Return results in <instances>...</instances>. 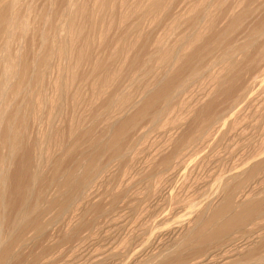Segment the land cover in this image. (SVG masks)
Instances as JSON below:
<instances>
[{"label":"rangeland","instance_id":"obj_1","mask_svg":"<svg viewBox=\"0 0 264 264\" xmlns=\"http://www.w3.org/2000/svg\"><path fill=\"white\" fill-rule=\"evenodd\" d=\"M1 1L2 0H0V3H1ZM8 1L9 0L4 1V2H2L0 4L1 11L5 10V7H2V4H3V6L5 5L6 8H8L10 6V4H9V6L6 5V4L10 3V1L9 2ZM74 1H77V3H79V6L76 5L77 7L73 8V6L71 4H73ZM150 1L151 0H109V1L108 0H21L19 2L20 6H17V8L19 9V10H17V11H19V14H17L18 12H15V14H12V11L10 10L11 6L9 7L8 10L6 9L7 10L6 13H5L6 10L3 11V12L0 11L2 14H7V16L9 18L13 16L12 17L13 20L17 21V22H15V25L13 26V29H15L16 36H17L16 39L18 40V41L16 40L17 42L15 41V43L12 45V49L14 50V52H17V51H19L21 49V51H19V52H23L25 55H27L25 57L29 58L30 59V60L28 59L29 61H32V59H34L35 56H37L39 51H43L42 49H44V48H42V47H44V45H43L44 37H47L48 34H49V36H48L49 39L51 38V40H49V41L53 45V49H55L57 47L56 48L57 50H55V51L53 50V52H52L54 55L52 54V57H51L52 59L50 58V60H51L50 63L48 62V64H50V66L49 67L47 66L48 69L46 70V72L43 73L45 76L41 75L40 80L37 83L33 82L34 84L32 83L31 87L29 86L31 89L28 88L29 89L28 92H30L32 94V95L30 94V97H29L30 99L32 97V101L28 102L29 99L27 97H25L23 99L24 101H25V99H27L26 100L27 102H25V103L26 104L28 103L27 105L29 107L34 105L33 107H35V108H31L30 109L28 107V109L26 111L23 110L26 113L31 110L30 113H28L29 116L25 115L26 113L23 114L24 112H22V114H21L22 116L24 115V117L28 116V117L25 118V120H26L25 121L26 128L24 127V131H23V140H24L23 143L24 144H23L22 147L24 149L22 148L21 149L22 153L20 152L19 155L17 156L18 158L16 157L18 161L15 160V163H14L13 162L14 160H12V162L15 164V167H11L12 172H10L11 170L9 172L12 175L8 174L9 175L8 179H9V177H11V178L9 180L7 179V181H6V182L9 181L11 183L10 185L14 186V184H13L14 176L16 174H18V172H21L22 167H20V166L24 162H28V160H29L32 163L31 167L33 169L30 168V170H31L30 174L28 176H26V178L24 177L25 181L27 182L28 179L30 180L32 172L34 170H38V165H39V162L41 161L42 165H41L40 168H42V167L43 168L40 169V171H38V172L41 174V177H43L44 175L45 176L43 178L40 177V181L44 182V183L41 182L40 185L44 184L45 186L43 185V186H41L42 187L41 188L39 186V184H38L40 181H37L38 183L35 182L36 183L35 184V183H33L34 181L31 180V182H30L28 180V183L29 182L31 183V184H29V188H31V187L33 188V189L31 188V190L29 189L31 192L32 191L34 192L33 193V197L38 195L41 192V190H43L42 191L43 195L45 196V194H46V196H47V198L46 197H44V198L49 199V200H47V203L49 201H52L51 198H53V200H55L57 198L56 200L60 201V202L65 199V195L59 192L60 191V189H59L60 186L59 185L61 184V182L63 183L64 180L61 177H59V178H57V180H55L53 182L54 183L58 182V179H59L60 182L55 183V184L51 182V179H52L51 177H53L52 173L55 174V169H54L55 167L54 166L57 164L56 163L57 160L60 161L59 162L60 164L59 163L58 164L63 167L62 170L58 171L59 174L64 172L65 170H69V168H70V170H72L73 168H75L74 166H76L77 163H79L81 161H84L85 157H87V154H89L90 150H88V149H90V146H88V145H91L92 141H94L96 139H99V138H101V137L106 135V133H104V131L108 132V130H107L108 126H109V128H111V126L113 125V121L112 120H114V118L116 119V118L119 117V121H120L121 119H123V117L125 116L126 112H127L126 113L127 115L125 116L126 118H127V116L129 114L130 115L128 117L134 116L135 115L134 113H135L136 109H134L133 104H137V105L141 104L142 101H143L142 99L146 98L145 96H146V94L148 92L150 93L151 90H154V89L158 88V86L162 85V84L161 85H159V84H160V81L164 77H165L164 79L166 81H168V80L176 79L177 76H178L179 82H182V86H181V88H179L180 92H179V89L174 91V93L171 95V98H173V99L170 98V103H169V105L167 104L168 106H164L162 104H158L157 107H158L159 110H161V113L163 114V115L162 114L159 115V120H158V118H157V120L154 119L155 117L152 116V115H154L153 112H151L152 115H151V113L148 114L151 117L147 115L149 118L146 116L145 120H144V118L139 119V120L144 121V122H142V121L138 122V123L141 124V125L139 124L140 130H139L138 125H137L136 126L137 129H134L132 132H130L132 135H130V136L128 135L129 137H127L128 139H126V140L129 141V143H128V141H126L125 143H127V144H125L126 146L124 145V151L125 150L128 151V153L126 155L128 157L125 156L126 157L125 158L126 162H124L125 161L124 159H123L124 161L122 160L123 162L120 159V160H118V162L115 161V163L117 162L116 165H115V163H111L109 165L111 167L110 168L111 170L108 171V169H107V172H106V174H108V176H105L103 181L99 185V187L96 188V191H97L98 194L94 190V193H95L94 196L95 197H93V195H92V197H89V199L92 198V200L88 201V199H87V202L83 205V208H81L79 210L80 213H79V211H77V212L75 211L74 212V209L72 210L73 213L76 214L77 217L80 216V218H77L76 216H74V214L72 212L69 213L67 216L59 217L58 214H57L59 208L57 209L58 206H55L56 208L54 207L55 209H52V211L49 213L50 215L46 216L47 215L46 214L45 215L46 218L43 217L44 221H43V219L41 220L42 223L44 222L46 224L47 221L49 222V220H51L50 218H56V219H54L55 223H54V220H53V222H51V225H49V227H48L49 228L48 231L51 229L50 230L51 232L47 231L48 233L44 234V236L43 235L39 236L40 237V238L38 237L39 239L38 238H34L35 237V236L33 237L34 232H32L30 235H31V237L34 238V240L31 237L29 238V240L31 239L32 241L28 240L29 242H32V243L29 244V242L26 241L27 243L26 242L25 243L29 244V245H26L24 243L23 244V249L21 248V251L18 250V248L16 247L17 249L16 248L14 249V253L16 251V253L14 254L15 257H13V260L14 259L15 260L14 261L12 260L11 261L12 263L10 262L9 264H46L48 261L51 264H55L56 260H57L56 264H99V263L100 264H102V263L103 264H122V263L126 264L127 262L133 261L135 259H131L130 258L129 260H126L124 262L123 261H119V260H122V259L124 260V258H122V256L124 254L125 255H130L132 257L135 254L137 255L138 252L144 251V250H145L144 252H145L146 256H147L146 253H148V255L152 254V253H149L150 250H151V247H152V245H154L157 242H159L158 239L160 238L161 235H162L161 238L163 240H165L164 242L166 244L169 243L166 240H169L168 237L170 238V235H171L170 232L173 230L172 227H174V228L178 227L180 224L182 226V225L186 224L188 221H190V219H187L189 214L186 215V213H187L186 208H185L186 204H187L186 206H188V207L193 205L194 209H192V210L198 211L197 214L198 213L201 214L200 211H202V209L207 208L206 207V205H207L206 203L207 202H205V201L206 200L208 201V199L210 200L211 196L207 195L206 191H210L212 189L215 190L214 182L213 181H209V186L206 187V189H205L206 191H203V190L201 191L199 189L201 187H200L199 181H198V179L201 177V174L198 175V177H199L198 179H193L192 176L190 177V175L188 174L189 171L192 170L191 168H189V171H188L187 174H184L185 177H186V180L187 179H188V181L191 180V182L190 181L188 182V186H189L188 188L189 189H188L187 193H184L182 188L179 189L183 185V183H181V181H183L184 176L182 177V179H181V177H179V179L181 180L180 182H179V179L178 180L175 179L178 182L175 181V180L171 181V182L166 181V184H165V182H163V184H165V187H166V189H163V191H161L162 188H165L163 184L158 185L159 184L158 181H157L158 184L155 183V181H153L155 185H153V187H152L151 186V181H152L153 178H154V180H156V179L158 180L159 177H161L160 175H161L163 170H162L161 167L158 166V164L160 165L159 162H161L162 159H164L163 158L164 155H166V156H164L165 158L172 156V159H173V158H175L174 156L177 153L179 154L181 152V148L177 147V146H179V144L181 142V141H179V139L182 140L183 138H185L190 133V131L193 128V123H194V121H193L194 120L193 119L194 116L193 115L194 114L189 113V110L190 111L195 110L194 108H196V107L194 105H195L196 99H198L197 94L199 95L201 92H203L204 89L206 91L209 90L210 87H211V84L212 85L215 84L213 86V88H214L216 86V84L218 83V81H220L219 78L222 79V77H223L224 78L223 80H225V78L227 80V76H228V78L229 77L230 78L227 80V82H229V84L227 83L226 85H228V87L227 86L226 87L228 89L229 88L231 89L233 87L232 89L234 90L233 91L234 94L239 91L238 89H240L239 88L240 86L242 87V84L244 85V83H245V85H247V82L251 83L248 79H250L251 81L253 80L252 83H255V82L257 83V79L258 78H256V76L253 75V74L256 72V70H258L260 68L261 65H262L261 67H264V61H262V59H264V57H261L263 55L262 52H264V50H263L264 49V45H263V42H260L262 40H258L257 39L254 31L257 30V27H259V24L261 23V21L264 20L263 19L264 18V16H263L264 15V11H263L264 10V7H263L264 6V0L263 1L262 0H247V1L246 0H233V1L232 0H226V1L225 0L224 1L223 0H219V1H217V0H213V1L212 0H196L197 3L195 1H189V0H184V1L183 0H163V3L164 2L165 3H164V5L162 3V7L159 10H153V8L151 9V6L149 5ZM202 1L204 2V4H203ZM210 1H212L213 3L212 2L210 3ZM5 2H8V3L5 4ZM219 2H221V3H219ZM228 2H229V4H228ZM37 5H38V7H37ZM259 5H260V8H259ZM70 6H72L73 12H75L74 16H72L73 18H70L72 20H69L68 17H67V14H68L67 12H69L71 10ZM194 6H195V8H193ZM202 6L204 8H207V11H205V13L208 14L209 16L208 15H204V17H206L207 19L204 18V17L203 18L201 17V20H202L203 23L200 22V24H202V25H200V26L198 25V27L194 28L192 26L193 25L192 21L189 22V23L186 22L187 18L188 19L191 18L192 14H196L197 13L196 11L200 10V8H203ZM208 6H210V8ZM239 7H242L241 8L242 10ZM69 8H70V10H69ZM99 8H100V10H99ZM74 9H75V11H74ZM151 10L154 11V12L152 13ZM244 10H246V11H244ZM252 10H253V12H252ZM233 11H235V12H233ZM243 11L245 13L247 12L248 13L247 16L250 17L251 19L248 18V17L245 18L246 17L245 16L242 19V22L240 23L241 25L244 24L243 27L238 25L237 28L239 27L238 29H240V28L241 29L240 30L237 29V31H235L236 30L235 29L233 31L234 34L236 33L235 35L231 32L232 34L226 35L227 37L222 40L223 37H220L221 35L218 36L219 33L222 32V31L224 33V31L226 30L225 29L226 26L229 23H231L232 20H234L235 17H233V16L239 15L238 13H242ZM8 12L9 13L11 12L10 13L11 15L8 14ZM187 12H188V14H186ZM190 12H191V14H189ZM194 12H196V13H194ZM261 12H263V13H261ZM64 13L66 14V16H65ZM257 13H258L259 16L257 15ZM2 14L0 15V17L1 18L3 17L2 19H4V22H8L7 23L8 25H6V23L2 24L3 20L0 18V25L2 24L1 26H3V27L0 26V36H1L0 38H1V40H2V38L4 36V35L3 36L1 35V32H2V34H4L5 30L7 31L8 30L7 28H10L9 20L12 19V18H10V19L7 18V16H5V15L2 16ZM14 15H17V16H14ZM4 16L7 19H9V20L7 21V19L4 18ZM186 16H188V17L186 18ZM257 16L259 17V19H258ZM14 17H16V18H14ZM183 18L186 21L183 20ZM255 18H257V19H255ZM208 19H210L212 22L214 21L213 22V24H214L213 29H212V27L210 28V26H212L213 24ZM247 19H249V20L247 21ZM67 20H69L70 23ZM243 20L244 21L246 20L245 22L246 23L248 22V23L247 24L243 23L244 22ZM60 21L61 22L63 21V22L61 23ZM178 21L181 22V23H179ZM209 21H210V23L212 25L209 23ZM65 22H67V23H65ZM183 22H186V23L183 24ZM21 24H23V25H21ZM24 24L25 25L28 24L26 29L24 28V27H26ZM177 24H179L180 27ZM5 25H6V28L4 27ZM18 25L21 26L22 28L18 27ZM67 25H68V27H67ZM153 25H154V27H152ZM185 25H187V26H185ZM177 26H178V28H176ZM69 27H70L71 30L70 29L68 30ZM170 27H172V28H170ZM251 27H252V29H251ZM19 28L21 30H18ZM62 29H64V30H62ZM67 30H68V32H66ZM194 30H196L197 32L194 31ZM242 30H245V31H242ZM249 30L250 31L253 30L252 32H253L254 36L252 35V33ZM21 31H24V32L27 31V32H26V34H23L24 32H21ZM36 31H38V32H36ZM17 32L20 33V35H18ZM28 32H29V34L30 33L31 34L29 35ZM51 32H52V34H51ZM45 33H46V36H45ZM55 33H56L57 36L54 35ZM197 33H199V34H197ZM249 33H250V35H249L250 37L248 36ZM21 34L25 35V36L23 37ZM194 34H196V35L194 36ZM65 35H67V36H65ZM70 35H72V36H70ZM243 35H246V37L243 36ZM26 36H29V38L27 39ZM41 36H43V37H41ZM251 36H253L252 38L254 39V42H253L252 47L249 48V49H251L250 52H249V50H246V49L244 50V49H242V47L244 48V46H245L244 43H248L249 41H253V39L252 40L248 39V38H251ZM21 37H23V38L21 39ZM66 37H68L69 39L66 38ZM24 39L25 40L27 39V40L23 41ZM61 39H62V41H61ZM70 39H72V40L70 41ZM206 39H208V41ZM212 39H213V41H212ZM215 39L218 41V43H217V41H214ZM233 39H235V40H233ZM245 39H248V42ZM255 39L258 40V41H256ZM169 40H171V41L173 40V41L171 42ZM243 40H244V42H243ZM53 41H55V42H53ZM179 41H180V43H179ZM35 42H36V44H35ZM59 42L61 43V45H60ZM66 43L69 44V45H67ZM171 43H172V45H171ZM255 43H257V44H255ZM259 43H260V46H259ZM162 44L164 46H162ZM168 44H170L169 45L170 48H169ZM239 44H240L241 47L239 46ZM242 44H244V46ZM24 45H25V47H24ZM160 46H161V48H160ZM233 46H235V47L238 46V49L236 48L237 50H240V48H241L243 50L242 53H244V51H245V53L249 52V54H247L245 56L246 58H242V53L240 52L241 53L240 54L236 49H232ZM177 47H179L182 51L179 48H177ZM252 48H254V49L252 50ZM24 49H26V50L24 51ZM65 49H67V50H65ZM70 49H72V50H70ZM160 49H161V51H160ZM162 49H163V51H162ZM260 49H262V50L260 51ZM230 50H232V52L233 51L238 52L237 53L238 55H236V56H239L241 59H247L248 61L247 60H241L238 57L236 58L235 52L233 54L232 52H230ZM256 50L258 51L259 55L261 54L260 56L257 54ZM30 52H32L33 56L30 54ZM161 52H163V53H161ZM166 52L168 54H166ZM180 52H182V53H180ZM227 52H230L229 53L230 57H228L229 55H227L228 54ZM175 53L176 54L180 53L182 56L184 54V55H186L185 57L189 56V58H192V60H193L192 64L193 65H191V69L193 68L192 66H194V68L197 66L196 68L200 69L199 73L204 72L203 70L207 66L206 64H208V67L210 65L211 66L209 67V69L207 67V72H206V69H205V72H204L206 74L205 76L201 75V74H204V73H201V74H199L201 76L196 77V78L199 79V78H201L203 76L201 78V80L200 79L197 80L195 77L194 78L197 81L193 80V77H191L192 72H190L191 71L190 66L187 67V68H189L188 70H187L186 67H184L186 70L183 69V68H179V67H181L180 63H183L182 62L183 60L180 61L179 63L176 62L177 59L174 58L176 56ZM191 53H193V54H191ZM210 54H212L213 56L210 55ZM225 54H226L227 57L224 56ZM231 54H233L235 56L233 59H235L237 62H238V59H240L241 62H240L239 66H238L239 62L237 63L235 61V64H237V68H235V69H236V72H237V70L243 66L244 70H243V67L241 69H239L241 71V73H243L242 76L243 75L248 76V74L252 71V70H249V69L255 68L250 73L251 75L249 74V76L247 78H242L240 80L241 82L240 81H236V83H234L233 81H230V80H232L231 76L235 75L233 73L231 75H230V73H228V72H230L229 71V68H231L230 66H232V63H234L233 62L234 60L231 58ZM59 55L61 57H59ZM172 56H174V57H172ZM250 56H255V57L252 58ZM256 56L257 57H261V58H256ZM243 57H244V54H243ZM61 58H63V59H61ZM229 58H231L232 62L229 60ZM162 59H164V60H162ZM171 59H173V60L176 59V60L173 61ZM255 59H256V61H255ZM170 60H171V62H170ZM259 60H261L262 64H260L261 62H259ZM134 61H136V62H134ZM164 61H166V62L164 63ZM200 61H201V63L202 62L203 63L200 64L199 63ZM227 61H230L231 63L227 62ZM243 61H244V63H245V61H247L246 62L247 64L248 63L250 64L253 61L254 63L255 62L259 63L260 65L258 64V66L257 65L253 66L251 64V66H253V67L248 69V66L250 67V65H247L246 63H245L246 65H243L244 64V63H242ZM226 63H229V65H226ZM195 64H197V65H195ZM224 65L227 66L228 68H225ZM177 66H178V68H177ZM198 66H200V67L201 66H203V67L205 66V67L204 68L202 67L203 68L202 69V68H200ZM222 66H223L224 69L222 68ZM59 67H60V70L62 68V70H61L62 73L59 70ZM257 67H259V68L256 69ZM220 68L223 71H225L227 69L228 72L225 71L226 72L225 73V72H222V70H221L220 71L221 73H219L218 70H220ZM179 70H180V72H179ZM245 70H246V72L248 71L247 74H245L246 73V72H244ZM209 72H211V75L214 74V76H212V77L210 76V80H208L209 79V75H210ZM46 74H48V75H46ZM223 74H227V75H224L225 76L224 77ZM72 75H73V77H72ZM179 76H181V79H180ZM246 76H243V77H246ZM250 76H251V78L254 77V79H251ZM43 77H45L44 78L45 80H43ZM214 77H215V81H217V82L216 83L214 82V84H213L212 81H214ZM121 78H122V80H121ZM182 78H184L183 80L185 82L182 80ZM185 78H186V80H185ZM187 78L189 80V84L187 83ZM211 78L213 80H211ZM216 78L218 80H216ZM158 79H160V80H158ZM190 79H192L193 81L190 82ZM243 81H245V82H243ZM210 82H212V83H210ZM238 82L241 83V85L239 83L240 86L237 85ZM209 83H210V87H208ZM231 83H232V85L229 86ZM185 84H186L187 87L186 86L184 87ZM36 85H38V86H36ZM195 86H197L198 88L195 87ZM199 88H200V91H199ZM202 88H204V89L202 90ZM35 90H36V92H35ZM236 90H237V92H235ZM176 91H178V92L176 93ZM108 92H109V94H108ZM23 94H26V93H23ZM107 94H108V96H107ZM176 94H178V95H176ZM182 94H183V97H180V96H182ZM45 95L47 97V100H46ZM119 96H121V97L119 98ZM178 96L180 97L179 101H178ZM213 96H215V94ZM115 97H117V98H115ZM190 97L191 98L197 97V98L194 100V99H191ZM210 97H209L210 99H207L208 101L206 100L207 102H210L211 99L213 100V99L216 98V96L215 97L210 96ZM60 99H62V100H60ZM119 99H120V101H119ZM138 99L140 101H138ZM23 100H22V102L24 103ZM37 100H39V101H37ZM180 100L183 101V102H180ZM184 100H186V101H184ZM60 101H61V103H60ZM176 101H178V102H176ZM31 102L33 103L32 105H31ZM186 102H187V104H186ZM17 103H19V104H17ZM20 103H21V99L16 102V105H19L18 108L22 104V103L21 104ZM26 104L25 105L23 104L22 108H25L27 106ZM160 105H161V107L163 106V107H166V108L162 107L160 109L159 108ZM15 106H13V107L17 110V106L16 107ZM41 106L44 107V108H42ZM189 106L190 107L193 106L194 108L193 107L190 108ZM120 107H121L122 110L120 109ZM14 108H13V110H14L13 113L11 112L12 113L11 115L10 114L7 115V116H10L9 119H14V117H15V115H13V114L16 113V110ZM129 108L132 109V110H130ZM168 108L169 109L171 108L170 111H169ZM200 108L198 107L196 109L199 110ZM61 109H62V111H61ZM11 111H12V108H11ZM129 111H130V113H129ZM133 111H134V113H133ZM193 113H195V111ZM122 114H124V115L121 116ZM152 118L155 121L152 120ZM184 118L186 119V121L188 119V123L185 120L183 122ZM189 118H190V120H189ZM107 121H108V123H107ZM114 121H115L114 123L118 122L117 119L114 120ZM190 121H192V122H190ZM153 122H155V124L157 126H155V124ZM181 122H183V123H181ZM185 123H186V125H185ZM178 126H181V128L178 127ZM174 127L177 128V129H173ZM142 128H143L144 131H142ZM134 131H135V133H134ZM179 131L180 132L183 131V132H181V134H178V133H180ZM142 133H144L145 135H143ZM139 134H140V136H139ZM172 134H174L173 135L174 137L172 136ZM176 134L178 135V138H177ZM179 135H180V137H179ZM183 135H184V137L182 138ZM131 136L134 137V139ZM171 136H172V138H170ZM175 137H176L175 141L171 140V139H173ZM129 138H131V139L129 140ZM177 141L179 142V144L177 143ZM164 142H165V144H168V145L164 146ZM173 143H176V144H173ZM174 145H175V147H174ZM163 146H164V149H162ZM129 147H132V148L129 149ZM169 147L171 149H169ZM131 149L133 151V152L131 151L132 155H128L130 153L129 150H131ZM182 149H183V147H182ZM160 150H162L164 152V154H162V153L161 154H157L158 155L157 156L155 152L157 151V153H159L158 151H160ZM166 150H170V151L172 150L175 153L172 154L173 153L172 151L169 152V151H166ZM37 151H39V152H37ZM85 151L86 152L89 151V152H87V154H85L86 153ZM162 151H160V152H162ZM133 153H135V154H133ZM170 153H171V155H170ZM3 154H5V155H3ZM3 154H1L0 160H3L2 159V155H3V158H4L6 156V152L4 151ZM150 154H151V156H150ZM152 155L153 156L155 155V157L156 158L158 157V158L156 159ZM167 155H169V156H167ZM19 157H21V158H19ZM133 157L134 158L136 157V158L134 159ZM149 157H151V158H149ZM176 157H177V155H176ZM6 158H4L5 163L7 162L8 166H9L10 163L12 165L11 160L9 162V161L6 160ZM42 158H44V159H42ZM51 158H52V160H51ZM129 158H131V159H129ZM149 159L150 160L152 159V163H150V164H149V162H150ZM158 159H160V160H158ZM21 160L22 161L24 160L23 163H22ZM25 160H27V161H25ZM73 160H74V162H73ZM156 160H158V161H156ZM4 161H2V162H4ZM54 161H56V162H54ZM107 161H105V159H104V163L105 164H107ZM128 161H129V164H128ZM153 161H156V163L155 162L153 163ZM2 162H0V168L3 170L4 166H2V164H3ZM61 162H63V164H65V165L63 166L61 164ZM5 163L3 164V165H5L4 168H6V167L9 168L10 166L8 167L7 163L6 164ZM53 164H54V166H53ZM154 164H156V165H154ZM18 165H20L19 169L17 167ZM144 165L145 166L147 165V167L149 166L148 167L149 169L146 168ZM150 165H151V167H150ZM12 166H14V165H12ZM29 166H30V164H29ZM61 166L59 167V169H61ZM65 166H67V167L64 168ZM155 167H156V170H155ZM158 167L161 168V169H159ZM12 168H15V169H12ZM17 169H18V171H16L17 173L15 174L14 170H17ZM144 170H145V173H144ZM52 171H54V172H52ZM35 172H33V173H35ZM148 172H150V176H147ZM151 172H154L155 174L151 173ZM22 173H24V172H22ZM136 173H138V174H136ZM106 174H104V175H106ZM152 174H154V175H152ZM187 176L190 177V178H188ZM27 177H29V178H27ZM146 178L148 179V181H147ZM24 179L22 178L23 182H24ZM43 179H46V181L43 180ZM128 179H130V180L133 179V180L129 181ZM144 181H145V184H144ZM196 181L198 183H196ZM9 182L6 183V185H7L6 190L8 189L7 192L10 191V193L9 192L6 193V194H8L7 197L5 195V197L7 198V200L5 198L6 204L2 205V206L0 205V208H1L0 209V213H1L0 216H3V209H4L3 207L5 206V209L7 208L6 209V213H4V216H3L5 218V220L2 221V219H1V221H0V224L2 225V227H4L2 230L3 231L5 230L4 234H6V233L9 234L10 233V228H9V226L7 227V224H8V221H7L8 218L7 217H9L10 215L11 216H15L16 213H17L16 211L19 208L18 205L21 206V203H20L21 196H18L19 194H17V193L13 194L14 192H16L15 189H13V191L11 192L13 187L8 185ZM26 182L23 183V184H28ZM153 182H152V184H153ZM172 182H174L175 184L172 183ZM48 183L52 184V186L49 185ZM149 183H150V185H149ZM169 183H172V184H169ZM177 183H180V184H177ZM34 184H35V186L37 185L39 187V189H38V187L33 186ZM47 184L50 187H48ZM194 184L195 185L197 184L196 187H194ZM127 185H128V187H127ZM147 185H148V187H147ZM177 185H179L178 188H177ZM190 185L191 186L193 185L194 188L190 187ZM157 186L158 187L160 186L159 189L161 187L162 188H161L160 191L156 192V189H158ZM43 187H44V189H43ZM47 187L50 189V193L53 194V197H52V194L49 193V189H47ZM131 187H132V189H131ZM146 187H147V191L148 192L144 189ZM149 187H151L152 189L149 188ZM127 188H130V189H127ZM148 188L151 189L153 192L152 191L150 192L148 190ZM170 188L171 189L173 188L172 191L175 188L176 189L175 192L174 191L172 192ZM190 188H192V189H190ZM197 188H198V191H197ZM2 189H0V191ZM51 189H53V190H51ZM44 190L47 191V192L45 193ZM259 190L260 189L255 190L254 193L251 194L250 198L252 199L255 196H258V194L260 193ZM2 191L0 193H3L2 196L4 197V191L3 192ZM122 191H124V192H122ZM149 192L153 193V194L158 193V194H156V196H158L160 194L164 198H166V196H167L166 200L167 199H169V200L171 199L172 202L169 201V200H167V201L164 200V202H162V203L165 204V202H166V204L164 205L166 208L163 205H162L163 207L161 208V204L162 203L160 204V207L157 206L159 208H156V205H155L156 202H152L153 199L151 200V198H153L155 195L153 196ZM159 192H161V193H159ZM178 192H179V194H178ZM255 192L257 193V195H255L256 194ZM35 193H36V195H35ZM47 193H48V195H47ZM56 193H57V195H56ZM58 193H60V195H58ZM138 193H139V195H138ZM146 193L150 194V196H148ZM164 193L166 195H164ZM11 194H13L12 198H11ZM122 194H124V195H122ZM142 194H144V196H142ZM14 195H15L16 198L14 197ZM201 195L203 197H201ZM97 196H99V197H97ZM147 196H148V198H147ZM206 196H208L209 198L206 199L207 198ZM252 196H254V197H252ZM58 197H60V198H58ZM149 197H150V200H149ZM171 197H173V198H171ZM174 197H175V200H174ZM194 197L197 198V199H195ZM113 198H114V200H113ZM143 198H145V199L147 198V199L145 200ZM192 198H193V200H192ZM203 198H205V200ZM46 199L44 200L43 197H42V199H41L42 204L43 203L47 204V203H45ZM119 199H121V200H119ZM188 199H190L192 201V203ZM56 200H55V202H57ZM97 200H98V202H96ZM126 200H127V202H126ZM148 200H149V202H148ZM199 200H200V202H199ZM111 201H113V202H111ZM115 201H116V203H115ZM142 201L145 204H143ZM144 201H147V202H144ZM178 201H181V202H179V205H177ZM33 202H34V200L32 201V203ZM150 202H152L153 204L150 203ZM12 203H14V204H12ZM57 203H59V202H57ZM184 203H186V204H184ZM190 203H191V205H190ZM8 204H11V205L8 206ZM94 204H96V206ZM110 204H111V206L113 204V206L111 207ZM147 204H148V206H147ZM167 204H168V206H167ZM201 204H203V205H201ZM12 205H13V207H12ZM14 205H15V207H18L17 210L14 207ZM86 205H88V207ZM89 205H90V207H89ZM175 205L177 207L180 206V205H184V207L182 206L183 208H181V209H175L176 208ZM153 206H155L156 209ZM213 206H216V205H213ZM10 207H12L14 209H11ZM92 207L94 209H92ZM96 207H97L98 210L96 209ZM99 207H102V208L99 209ZM111 208H113V210ZM160 208L162 210H160ZM164 208H165L166 211H163ZM5 209H4V211H5ZM167 209H168V211H167ZM12 210L15 211L14 212L15 214L13 213ZM110 210H111V212H110ZM140 210H142V211H140ZM81 211L83 213H81ZM146 211H148V212H146ZM72 214H73V219L71 217ZM81 214L83 216H85V217L83 218V216H81ZM84 214H86V215H84ZM56 215H57V217H56ZM169 215H170V217H169ZM263 216H262V218L264 219ZM66 217H68V218H66ZM99 217L101 219H99ZM163 217H165V218H163ZM63 218L66 221L63 220ZM159 218H161V219H159ZM173 218L174 219L176 218V220H173ZM74 219L76 220V222H75ZM69 220H72L73 222L69 221ZM152 220H153V222H152ZM165 220L167 221V225L164 226L165 227L164 229L163 228L159 229L161 227H159L158 225H160L161 223H165L166 224ZM170 220H172L170 226L173 225L171 228H170V226H168V224L170 223ZM168 221H169V223H168ZM173 221H175V222H173ZM261 221H262L261 218L255 219L254 221H250V223H248L246 225V227L244 226L243 228L239 229V231H236V232L232 233L231 235H228L229 237L227 236L226 238H223V239L217 241L216 243L211 244L208 247H203L201 250L197 249V248H194L191 252H187V251L184 252L183 253L184 254L183 255L184 256V262L183 263L184 264H193V263H196L198 261L205 260L206 257L207 256H211V254H213V257H212L213 260L211 261V263H208L209 261L205 262L206 264H227V263L231 264L234 261L239 262L238 264H254V263L258 264L259 261H261L260 263H262V261L264 260V257H263L264 256V225L262 226V224H264V221H262L263 223ZM5 222H7V223H5ZM80 222H81V226L79 224ZM112 222H114V224ZM260 222H261V224H259V226H258L257 224L260 223ZM76 223L79 224V227H78V225ZM76 227H78V228L81 227L82 229L81 228L80 229H78V228L76 229ZM156 227H158V228L156 229ZM8 228H9V230H8ZM93 228H94V230H92ZM167 228H170V229H167ZM72 229L74 231L76 230L75 231L76 233L74 231H72ZM7 230L9 231V233H8ZM101 230H103V231H101ZM150 230H152L153 232L150 231ZM144 231H147V232L149 231V232L147 233V232H144ZM72 232L75 233L76 235L74 234L73 235L74 237L72 236V238H71V235L73 234ZM77 232L79 234H77ZM151 232H152V235H151ZM160 232H162V234H160ZM163 232H164V234H163ZM80 233H81V235H80ZM48 235H50V236H48ZM94 235H95V237H94ZM259 236H261V237H259ZM104 238H105V240H104ZM84 239H85V241H84ZM75 241H76V243H75ZM67 243H69V244H67ZM72 243H73V246H72ZM107 243H108V245H106ZM166 244H165V247L167 248L168 244L167 245ZM82 245H84V246H82ZM24 246H27V247L24 248ZM142 246H143V248H142ZM149 246H151V247H149ZM108 248L109 249L112 248V249L109 250ZM142 249H144V250H142ZM240 249H241L242 252L240 251ZM250 249L255 252L254 253L255 257H254L253 260L248 261V260L244 259V255L249 253L251 251ZM112 250H114L115 252L112 251ZM116 250L117 251L120 250V251H118L119 253H117ZM121 250H122V252H121ZM124 250H126L127 252H125ZM135 250H136V253L134 252ZM236 250L239 251L238 252L239 254H240V252H241V254L243 252H245V253H243L242 255L241 254L239 255L238 253L237 254L235 253ZM89 251H91V252H89ZM246 251H248V252H246ZM123 252H124V254L121 255L120 253H123ZM144 252H142V253H144ZM114 253H116L117 255L114 254ZM80 255H81V257H80ZM115 255L116 256L120 255V256L117 258ZM136 255L134 257H136ZM41 256H43V257H41ZM114 256H115V258H114ZM52 258H53V260L55 259V261H53ZM80 258H81V260H80ZM101 258H103L104 260H102ZM100 259H101V261H100ZM95 260L96 261L99 260V261H97L95 263L94 262ZM105 260H107V262ZM44 261L45 262L47 261V262L45 263ZM104 261H105V263H104ZM50 263H48V264H50ZM262 264H264V261H263Z\"/></svg>","mask_w":264,"mask_h":264},{"label":"bare ground","instance_id":"obj_2","mask_svg":"<svg viewBox=\"0 0 264 264\" xmlns=\"http://www.w3.org/2000/svg\"><path fill=\"white\" fill-rule=\"evenodd\" d=\"M4 1H7V0H4ZM3 0L1 1V3L2 2H4ZM10 1V3H8ZM8 2H5V4L6 3H8V4H6V5H8L9 6V4H10V6H11V11H12V14H15V12H18L17 14H19V11H17V10H19L18 8H17V6H20L19 5V2L21 1V0H9ZM109 1V0H108ZM184 1V0H183ZM189 1H195L196 2V0H189ZM213 1V0H212ZM212 1H210V3L212 2ZM217 1H219V0H217ZM224 1V0H223ZM226 1V0H225ZM233 1V0H232ZM247 1V0H246ZM263 1V0H262ZM57 2V1H56ZM79 2V1H78ZM177 2V1H176ZM199 2V1H198ZM201 2V1H200ZM203 2V1H202ZM209 2V1H208ZM0 3V4H1ZM40 3V2H39ZM72 3V2H71ZM91 3V2H90ZM149 3V2H148ZM162 3H163V0H151L150 1V6H151V9L153 8V10H159L161 7H162ZM165 3V2H164ZM164 3H163V5H164ZM174 3V2H173ZM179 3V2H178ZM191 3V2H190ZM197 3V2H196ZM195 3V4H196ZM209 3V4H210ZM213 3V2H212ZM216 3V2H215ZM219 3H221V2H219ZM225 3V2H224ZM33 4V3H32ZM99 4V3H98ZM181 4V3H180ZM185 4V3H184ZM201 4V3H200ZM203 4H204V2H203ZM208 4V3H207ZM223 4V3H222ZM228 4H229V2H228ZM244 4V3H243ZM249 4V3H248ZM72 6H73V8L74 7H77V6H79V3H77V1H74V3L73 4H71ZM77 5V6H76ZM91 5V4H90ZM179 5V4H178ZM188 5V4H187ZM186 5V6H187ZM211 5V4H210ZM217 5V4H216ZM224 5V4H223ZM231 5V4H230ZM9 6V7H10ZM72 6H70L71 7V10H70V8H69V12H67L68 14H67V17H68V19L69 20H72V19H70V18H73L72 16H74V13L75 12H73V8H72ZM96 6V5H95ZM123 6V5H122ZM189 6V5H188ZM191 6V5H190ZM207 6V5H206ZM213 6V5H212ZM219 6V5H218ZM258 6V5H257ZM1 7V6H0ZM2 7H5V10L7 9H9V7L8 8H6V6L4 5L3 6V4H2ZM37 7H38V5H37ZM69 7V6H68ZM203 7V6H202ZM209 8H210V6H208ZM223 7V6H222ZM221 7V8H222ZM264 7V6H263ZM148 8V7H147ZM176 8V7H175ZM193 8H195V6L193 7ZM226 8V7H225ZM240 9L242 8V7H239ZM259 8H260V5H259ZM22 9V8H21ZM44 9V8H43ZM169 9V8H168ZM188 9V8H187ZM234 9V8H233ZM252 9V8H251ZM5 10H2L1 11V8H0V11L1 12H3V11H5ZM7 10L5 11V13L7 12ZM9 10V11H10ZM85 10V9H84ZM99 10H100V8H99ZM148 10V9H147ZM198 10V9H197ZM217 10V9H216ZM222 10V9H221ZM242 10V9H241ZM259 10V9H258ZM30 11V10H29ZM74 11H75V9H74ZM146 11V10H145ZM152 11V10H151ZM166 11V10H165ZM205 11H207V8H200V10H198V11H196V12H194V13H196V14H192V16H191V18H187L188 16H186V18H187V21L183 18V20H185L186 22H191L192 21V26L194 27V28H196V27H198V25L200 26V25H202V24H200V22L201 23H203L202 22V20H201V17L203 18L204 17V15H208V14H206L205 13ZM244 11H246V10H244ZM242 12V13H238L239 15H235V16H233V17H235L234 18V20H232L231 21V23H229L227 26H226V30L224 31V33H223V31L222 32H220L219 33V35L218 36H220V37H223L222 38V40L224 39V38H226L227 36L226 35H230V34H234V30L235 31H237V29L239 28H237V26L238 25H240L241 27H243V25L244 24H240L241 22H242V19L245 17V18H247L248 16V13L246 12ZM264 11V10H263ZM0 12V13H1ZM78 12V11H77ZM76 12V13H77ZM148 12V11H147ZM154 11H152V13H153ZM159 12V11H158ZM214 12V11H213ZM233 12H235V11H233ZM252 12H253V10H252ZM257 12V11H256ZM259 12V11H258ZM11 13V12H10ZM9 12H8V14H10ZM35 13V12H34ZM156 13V12H155ZM261 13H263V12H261ZM2 14V13H1ZM0 14V15H1ZM65 14V13H64ZM108 14V13H107ZM164 14V13H163ZM162 14V15H163ZM179 14V13H178ZM186 14H188V12L186 13ZM189 14H191V12L189 13ZM222 14V13H221ZM3 15H5V16H7V14H2V16ZM11 15V14H10ZM9 15V16H10ZM30 15V14H29ZM166 15V14H165ZM185 15V14H184ZM257 15H258V13H257ZM263 15V14H262ZM4 16V18H6ZM14 16H17V15H14ZM21 16V15H20ZM65 16H66V14H65ZM77 16V15H76ZM149 16V15H148ZM176 16V15H175ZM190 16V15H189ZM209 16V15H208ZM211 16V15H210ZM259 16V15H258ZM257 16V17H258ZM261 16V15H260ZM264 16V15H263ZM13 17V16H12ZM12 17H10V18H12ZM22 17V16H21ZM29 17V16H28ZM156 17V16H155ZM1 18V17H0ZM3 18V17H2ZM1 18V19H2ZM7 18H9L8 16H7ZM6 18V19H7ZM9 18V19H10ZM14 18H16V17H14ZM32 18V17H31ZM165 18V17H164ZM204 18H206V17H204ZM248 18H250V17H248ZM9 19H7V21L9 20ZM18 19V18H17ZM23 19V18H22ZM150 19V18H149ZM207 19V18H206ZM251 19V18H250ZM255 19H257V18H255ZM258 19H259V17H258ZM264 19V18H263ZM3 20V22H2V24L4 23H6V25H8L7 23L8 22H4V19H2ZM69 20H67V21H69ZM175 20V19H174ZM208 20H210V19H208ZM217 20V19H216ZM231 20V19H230ZM249 19H247V21H248ZM19 21V20H18ZM23 21V20H22ZM21 21V22H22ZM205 21V20H204ZM211 21V20H210ZM210 21H209V23H210ZM244 21V20H243ZM246 21V20H245ZM243 22V23H246V22ZM252 21V20H251ZM15 22H17V21H15V20H13V18L11 19V20H9V23H10V28H7L8 30L6 31L5 29V33L4 34H2V32H1V35L3 36V38H2V40H1V38H0V153L1 154H3L4 153V151L6 152V156L4 157V158H6V160L7 161H9L10 162V160H11V162H12V160H14L13 162L15 163V160H17V156L19 155V153L21 152L22 153V151H21V149L23 148L22 146H23V131H24V127L26 128V126H25V118L26 117H28L29 116V114L28 113H30V109L31 108H35V107H33L34 105H32L33 103L31 102V107H29L25 102H27L26 100L27 99H25V101L23 100L25 97H27L29 100H28V102H30V101H32V97H31V99L29 98L30 97V92H28L29 91V89L28 88H30L31 87V84L33 83V82H38L39 80H40V77H41V75H44L43 73L44 72H46V70L48 69V67L50 66V64H48V62L50 63V58L52 57V52H53V50L55 51V50H57L56 48L55 49H53V45L50 43V41L49 40H51V38L49 39V34H48V36L47 37H44V41H43V45H44V47H42V48H44V49H42L43 51H39V53L37 54V56H35V58L34 59H32V61H29L30 59L29 58H27V57H25V56H27V55H25L23 52H19V51H21V49L19 50V51H17V52H14V50L12 49V45L15 43V41L17 40L16 38H17V36H16V32H15V29H13V26L15 25ZM28 22V21H27ZM31 22V21H30ZM61 22V21H60ZM63 22V21H62ZM61 22V23H62ZM136 22V21H135ZM154 22V21H153ZM179 22V21H178ZM186 22H183V24L184 23H186ZM214 22V21H213ZM213 22L211 21V23L213 24ZM256 22V21H255ZM41 23V22H40ZM65 23H67V22H65ZM69 23H70V21H69ZM179 23H181V22H179ZM207 23V22H206ZM205 23V24H206ZM210 23V24H211ZM216 23V22H215ZM222 23V22H221ZM248 23V22H247ZM246 23V24H247ZM250 23V22H249ZM1 24V25H2ZM20 24V23H19ZM73 24V23H72ZM80 24V23H79ZM191 24V23H190ZM189 24V25H190ZM208 24V23H207ZM209 24V25H210ZM211 24V25H212ZM0 25V26H1ZM6 25L4 26L5 28H6ZM21 25H23V24H21ZM25 25V24H24ZM27 25L28 24H26L25 26L26 27H24L25 29L27 28ZM34 25V24H33ZM123 25V24H122ZM175 25V24H174ZM178 26H179V24H177ZM257 25V24H256ZM30 26V25H29ZM32 26V25H31ZM48 26V25H47ZM64 26V25H63ZM72 26V25H71ZM70 26V27H71ZM90 26V25H89ZM176 26V25H175ZM178 26L176 27V28H178ZM185 26H187V25H185ZM1 27H3V26H1ZM18 27H21V26H19L18 25ZM67 27H68V25H67ZM70 27L68 28V30L70 29ZM152 27H154V25L152 26ZM180 27V26H179ZM212 27V29H213V27H214V24L212 25V26H210V28ZM216 27V26H215ZM15 28V27H14ZM22 28V27H21ZM46 28V27H45ZM102 28V27H101ZM170 28H172V27H170ZM193 28V29H194ZM254 28V27H253ZM153 29V28H152ZM158 29V28H157ZM192 29V30H193ZM200 29V28H199ZM207 29V28H206ZM241 29V28H240ZM240 29H238V30H240ZM245 29V28H244ZM247 29V28H246ZM251 29H252V27H251ZM256 29V28H255ZM17 30V29H16ZM18 30H21L20 28L18 29ZM24 30V29H23ZM62 30H64V29H62ZM66 30V29H65ZM68 30L66 31V32H68ZM71 30V29H70ZM175 30V29H174ZM181 30V29H180ZM179 30V31H180ZM218 30V29H217ZM254 30V29H253ZM252 30V31H253ZM3 31V30H2ZM47 31V30H46ZM152 31V30H151ZM194 31H196V30H194ZM201 31V30H200ZM210 31V30H209ZM214 31V30H213ZM242 31H245V30H242ZM250 31V30H249ZM252 31H250L251 33H252V35H253V32ZM21 32H24V31H21ZM27 32V31H26ZM26 32H24L23 34H26ZM36 32H38V31H36ZM49 32V31H48ZM56 32V31H55ZM197 32V31H196ZM195 32V33H196ZM232 32V33H231ZM18 33V32H17ZM35 33V32H34ZM33 33V34H34ZM44 33V32H43ZM64 33V32H63ZM74 33V32H73ZM222 33V34H221ZM247 33V32H246ZM254 33H255V35H256V37H257V39L258 40H262V41H260V42H263V45H264V20L263 21H261V23L259 24V27H257V30H255L254 31ZM28 34H29V32H28ZM31 34V33H30ZM29 34V35H30ZM51 34H52V32H51ZM65 34V33H64ZM77 34V33H76ZM172 34V33H171ZM170 34V35H171ZM176 34V33H175ZM197 34H199V33H197ZM215 34V33H214ZM236 34V33H235ZM234 34V35H235ZM18 35H20V33H18ZM22 35V34H21ZM38 35V34H37ZM54 35H56V33L54 34ZM173 35V34H172ZM196 34H194V36H195ZM250 35V33L248 34V36ZM23 37L25 36V35H22ZM36 36V35H35ZM45 36H46V33H45ZM57 36V35H56ZM65 36H67V35H65ZM70 36H72V35H70ZM102 36V35H101ZM177 36V35H176ZM187 36V35H186ZM201 36V35H200ZM211 36V35H210ZM225 36V37H224ZM232 36V35H231ZM243 36H245L246 37V35H243ZM254 36V35H253ZM253 36H251V38H248V39H250V40H252L253 38ZM1 37V36H0ZM20 37V36H19ZM23 37H21V39L23 38ZM41 37H43V36H41ZM59 37V36H58ZM57 37V38H58ZM165 37V36H164ZM168 37V36H167ZM171 37V36H170ZM205 37V36H204ZM244 37V38H245ZM250 37V36H249ZM26 38L28 39L29 38V36H26ZM60 38V37H59ZM66 38H68V37H66ZM97 38V37H96ZM187 38V37H186ZM200 38V37H199ZM212 38V37H211ZM210 38V39H211ZM214 38V37H213ZM219 38V37H218ZM230 38V37H229ZM233 38V37H232ZM255 38V37H254ZM26 39V40H27ZM35 39V38H34ZM53 39V38H52ZM63 39V38H62ZM62 39H61V41H62ZM69 39V38H68ZM167 39V38H166ZM177 39V38H176ZM180 39V38H179ZM217 39V38H216ZM214 40V41H217V40ZM221 39V38H220ZM248 39H245V40H247V42H248ZM25 39L23 40V41H26ZM72 39H70V41H71ZM144 40V39H143ZM168 40V39H167ZM174 40V39H173ZM172 40V41H173ZM207 41H208V39H206ZM205 40V41H206ZM219 40V39H218ZM233 40H235V39H233ZM256 40V39H255ZM258 40H256V41H258ZM18 41V40H17ZM16 41V42H17ZM41 41V42H42ZM57 41V40H56ZM59 41V40H58ZM68 41V40H67ZM169 41H171V40H169ZM171 41V42H172ZM212 41H213V39H212ZM31 42V41H30ZM53 42H55V41H53ZM211 42V41H210ZM222 42V41H221ZM233 42V41H232ZM243 42H244V40H243ZM253 42H254V39H253V41H249L248 43H244L245 44V46H244V44H242L243 46H244V48L242 47V49H246V50H249V52H250V50L251 49H249V48H251L252 47V45H253ZM23 43V42H22ZM21 43V44H22ZM60 43V42H59ZM71 43V42H70ZM178 43V42H177ZM176 43V44H177ZM179 43H180V41H179ZM183 43V42H182ZM181 43V44H182ZM212 43V42H211ZM217 43H218V41H217ZM27 44V43H26ZM35 44H36V42H35ZM39 44V43H38ZM42 44V43H41ZM64 44V43H63ZM67 44V43H66ZM166 44V43H165ZM202 44V43H201ZM255 44H257V43H255ZM58 45V44H57ZM56 45V46H57ZM60 45H61V43H60ZM67 45H69V44H67ZM158 45V44H157ZM170 44H168V46H169ZM171 45H172V43H171ZM203 45V44H202ZM205 45V44H204ZM210 45V44H209ZM213 45V44H212ZM262 45V44H261ZM16 46V45H15ZM59 46V45H58ZM63 46V45H62ZM71 46V45H70ZM162 46H164L163 44H162ZM239 46H240V44H239ZM255 46V45H254ZM259 46H260V43H259ZM258 46V47H259ZM14 47V46H13ZM24 47H25V45H24ZM23 47V48H24ZM154 47V46H153ZM156 47V46H155ZM159 47V46H158ZM213 47V46H212ZM235 46H233V48L232 49H238V46L237 47H235ZM241 47V46H240ZM256 47V46H255ZM263 47V46H262ZM21 48V47H20ZM41 48V47H40ZM90 48V47H89ZM160 48H161V46H160ZM166 48V47H165ZM169 48H170V46H169ZM177 48H179V47H177ZM210 48V47H209ZM230 48V49H231ZM260 48V47H259ZM258 48V49H259ZM38 49V48H37ZM180 49V48H179ZM206 49V48H205ZM216 49V48H215ZM229 49V48H228ZM236 49V50H237ZM241 48H240V50H237L239 53L241 52L242 53V50ZM254 48H252V50H253ZM257 49V48H256ZM26 49H24V51H25ZM30 50V49H29ZM41 50V49H40ZM60 50V49H59ZM65 50H67V49H65ZM70 50H72V49H70ZM177 50V49H176ZM181 50V49H180ZM187 50V49H186ZM262 49H260V51H261ZM264 50V49H263ZM32 51V50H31ZM160 51H161V49H160ZM159 51V52H160ZM162 51H163V49H162ZM165 51V50H164ZM169 51V50H168ZM182 51V50H181ZM219 51V50H218ZM257 51V50H256ZM36 52V51H35ZM57 52V51H56ZM173 52V51H172ZM177 52V51H176ZM186 52V51H185ZM230 52H232V50H230ZM230 52H227L228 54L227 55H229V53ZM234 52L235 51H233L232 53L234 54ZM238 52H235V56L236 55H238L237 53ZM249 52L247 53H245V51H244V53H242V58H246L245 56L247 55V54H249ZM254 52V51H253ZM59 53V52H58ZM161 53H163V52H161ZM165 53V52H164ZM180 53H182V52H180ZM180 53H178V54H176V56L174 57V56H172V57H174V58H176V59H174V60H176V62H180V61H182L183 63H180L181 64V67H179V68H183V69H185L184 67H188V66H190V69H191V65H193L192 63H193V60H192V58H189V56L188 57H185L186 55H184L183 54V56L180 54ZM195 53V52H194ZM198 53V52H197ZM240 53V54H241ZM261 53V52H260ZM30 54L32 55V52H30ZM56 54V53H55ZM67 54V53H66ZM69 54V53H68ZM82 54V53H81ZM166 54H168L167 52H166ZM165 54V55H166ZM187 54V53H186ZM191 54H193V53H191ZM233 54H231V58L233 59L235 56L233 55ZM243 54H244V57H243ZM256 54V53H255ZM254 54V55H255ZM257 54H258V51H257ZM256 54V55H257ZM262 56L261 57H264V52H262ZM29 55V54H28ZM54 55V54H53ZM62 55V54H61ZM173 55V54H172ZM200 55V54H199ZM210 55H212V54H210ZM253 55V54H252ZM259 55V54H258ZM257 55V56H258ZM261 55V54H260ZM259 55V56H260ZM33 56V55H32ZM124 56V55H123ZM213 56V55H212ZM224 56H226V54L224 55ZM241 56V55H240ZM256 56V58H261V57H257ZM59 57H61L60 55H59ZM159 57V56H158ZM163 57V56H162ZM161 57V58H162ZM205 57V56H204ZM227 57V56H226ZM228 57H230V55L228 56ZM240 58L239 56H236V58ZM249 57V56H248ZM247 57V58H248ZM250 57H255V56H250ZM54 58V57H53ZM165 58V57H164ZM170 58V57H169ZM224 58V57H223ZM231 58H229V60L231 61ZM251 58V59H252ZM29 59V60H28ZM52 59V58H51ZM61 59H63V58H61ZM67 59V58H66ZM158 59V58H157ZM205 59V58H204ZM241 59V58H240ZM240 59H238V62H239V64H238V66L240 65ZM54 60V59H53ZM162 60H164V59H162ZM171 60H173V59H171ZM171 60H170V62H171ZM173 60V61H174ZM209 60V59H208ZM234 61V63H232V66H230L231 68H229V71L230 72H228V70L226 69L225 71L226 72H228V73H230V75L233 73V74H235V75H232L231 76V78H232V80H230V81H233L234 83H236V81H240L242 78H247L248 76H249V74L253 71V69H255V68H253V69H249V68H251V67H253V66H255V65H257L258 66V64L259 63H257V62H251L250 64L248 63H246L248 60L247 59H241V60H247V61H245V63L247 64V65H250V67L248 66V69L249 70H252L249 74H248V76H246V75H243V76H246V77H243L242 76V74L243 73H241V71L239 70V69H241V68H239L238 70H237V72L239 73H237L236 72V69L235 68H237V64H235V59H233ZM57 61V60H56ZM158 61V60H157ZM204 61V60H203ZM230 61H227V62H230ZM255 61H256V59H255ZM258 61V60H257ZM262 61H264V59H262ZM63 62V61H62ZM134 62H136V61H134ZM166 61H164V63H165ZM197 62V61H196ZM232 62V61H231ZM230 62V63H231ZM237 62V61H236ZM237 62V63H238ZM259 62H261V60H259ZM56 63V62H55ZM99 63V62H98ZM163 63V62H162ZM161 63V64H162ZM175 63V62H174ZM200 64H202L201 63V61L199 62ZM206 63V62H205ZM208 63V62H207ZM242 63H244V61L242 62ZM243 64V65H246V64ZM257 63V64H256ZM93 64V63H92ZM183 64V65H182ZM198 64V63H197ZM197 64H195V65H197ZM216 64V63H215ZM251 64L253 65V66H251ZM260 64H262V62L260 63ZM259 64V65H260ZM137 65V64H136ZM163 65V64H162ZM166 65V64H165ZM164 65V66H165ZM169 65V64H168ZM167 65V66H168ZM175 65V64H174ZM204 65V64H203ZM207 66L205 67V69H206V72H207V67H208V64H206ZM213 65V64H212ZM226 65H229V63H226ZM48 66V67H47ZM170 66V65H169ZM211 66V65H210ZM209 66V67H210ZM262 66V65H261ZM260 66V68L259 67H257L256 69H258V70H256V72L253 74V75H255L256 76V78H258L257 79V83L255 82V83H252V81L250 80V79H248L251 83H249V82H247V85H245V83H244V85L242 84V87L240 86L241 85V81L240 82H238V84L237 85H239V83H240V89H238L239 91L237 92V90L235 91V92H237V93H235L234 94V90L231 88H227L228 87V85H226L227 83L229 84V82H227V80L230 78H228V76H227V80H226V78H225V80H223L224 78L222 77V79H220L219 78V80L220 81H218V83L216 84V86L213 88V86L215 85L214 84V82L216 83L217 81H215V77H214V81H212L213 82V84L214 85H212L211 84V87H210V83H212V82H210L208 85V87H210V89L209 90H205L204 88H202V90H203V92H201L199 95L197 94V96H198V99H196L197 97H195V98H191V99H196V101H195V107L196 108H200L199 110H197L196 108H194L193 106V108L195 109V110H193V111H190L189 109L190 108H192V107H190L188 110H189V113H192V114H194L192 117H193V121H194V123H193V128H192V130L190 131V133L185 137V138H183L184 137V135L182 136V140L181 139H179V141H181L180 142V144H179V142L177 141V143L179 144V146H177V147H180L181 148V152L178 154H176L177 155V157H176V155L174 156L175 158H173L172 159V156H170V157H164V156H166V155H164L163 156V158L164 159H162V161L161 162H159L160 163V165L158 164V166L159 167H161L162 168V173H161V177H159V179L157 180L156 178V180H154V178L152 179V181H151V186L153 187V185H155L154 184V182L153 181H155V183H157V181L159 182V184L158 185H160V184H163V182H165V184H166V181H168V182H171V181H174L175 179H179V177H181V179H182V177L184 176V179H183V181H181L180 179H179V182L181 181V183H183V185H182V187H180L179 189H183V191H184V193H187L188 192V182L190 181L191 182V180H189L188 181V179L186 180V177H185V175L184 174H187L188 173V171H189V168H191L192 170L191 171H189V175H190V177L192 176V178L193 179H198L199 177H198V175H200L201 174V177L198 179V181H199V185H200V187L201 188H199L201 191L203 190V191H206L205 189H206V187H208L209 186V181H213L214 182V185H215V190L214 189H212V190H210V191H206L207 192V195H209V196H211V199L209 200L208 198V196H206L207 198L206 199H208V201L206 200L205 202H207L206 204V207L207 208H205V209H202V211H200V213L201 214H197V212L198 211H196V210H192V209H194L193 208V205L192 206H190V207H188V206H186L187 204L186 203H184V204H186L185 205V208H186V211H187V213H186V215H188V218L187 219H190V221H188L186 224H184V225H182L181 226V224L178 226V227H172V226H170L171 225V222H172V220H170V223H169V221H168V226H170V228L172 227L173 228V230L170 232V238L168 237V239L169 240H166L167 242H169V243H167L168 244V247L166 248L165 247V240H163L162 238H161V236H160V238L158 239L159 240V242H157L156 244H154V245H152V247L151 246H149V247H151V250H150V252L149 253H152V254H150V255H148V253H146L147 254V256L145 255V248L144 249H142V250H144V251H140V252H138L137 253V255H136V257H134V256H130V255H125L124 254V252L123 253H120L121 255L122 254H124L123 256H122V258H124V260L122 259V260H119V261H126V260H129L130 258L131 259H135V260H133V261H130V262H127L126 264H184L183 262H184V252H191L194 248H197V249H202L203 247H208V246H210L211 244H214V243H216L217 241H219V240H221V239H223V238H226L228 235H231L232 233H234V232H236V231H239V229H241V228H243L244 226L246 227V225L248 224V223H250V221H254L255 219H259V218H261L262 219V221H264V219L262 218V216L264 215V67H261ZM193 68L191 69V71L190 72H192V75H191V77H193V80H201V78L203 77V76H205L206 74L204 73L205 72V69L203 70L204 72H201V73H204V74H201V73H199L200 72V69L199 68H194V66H192ZM198 67H200V66H198ZM203 66H201L200 68H202ZM203 67V68H204ZM209 67H208V69H209ZM224 67L225 68H228L227 66H225L224 65ZM247 67V66H246ZM169 68V67H168ZM175 68V67H174ZM177 68H178V66H177ZM202 68V69H203ZM222 68H223V66H222ZM165 69V68H164ZM167 69V68H166ZM189 68H187V70H188ZM224 69V68H223ZM246 69V68H245ZM59 70H60V67H59ZM61 70H62V68H61ZM60 70V71H61ZM65 70V69H64ZM186 70V69H185ZM184 70V71H185ZM212 70V69H211ZM210 70V71H211ZM222 69L220 68V70H218L219 71V73H221L220 71H221ZM243 70H244V67H243ZM59 71V72H60ZM128 71V70H127ZM168 71V70H167ZM183 71V72H184ZM202 71V70H201ZM209 71V70H208ZM217 71V70H216ZM225 71H223L222 70V72H225ZM69 72V71H68ZM142 72V71H141ZM178 72V71H177ZM179 72H180V70H179ZM182 72V71H181ZM189 72V71H188ZM214 72V71H213ZM225 72V73H226ZM244 72H246V70L244 71ZM248 72V71H247ZM247 72L245 73V74H247ZM61 73H62V71H61ZM186 73V72H185ZM210 73V75H209V79L208 80H210V76L212 77V76H214V74L213 75H211V72H209ZM215 73V72H214ZM154 74V73H153ZM178 74V73H177ZM184 74V73H183ZM199 74H201V75H203L201 78H196V77H199V76H201V75H199ZM208 74V73H207ZM46 75H48V74H46ZM62 75V74H61ZM185 75V74H184ZM224 75H227V74H223V76ZM251 75V74H250ZM252 75V76H253ZM45 76V75H44ZM60 76V75H59ZM160 76V75H159ZM190 76V75H189ZM61 77V76H60ZM72 77H73V75H72ZM164 77V76H163ZM162 77V78H163ZM180 77V79H181V76H179ZM190 77V78H191ZM196 79H195V78ZM219 77V76H218ZM225 77V76H224ZM45 77H43V80H45L44 79ZM110 78V77H109ZM137 78V77H136ZM135 78V79H136ZM155 78V77H154ZM165 78V77H164ZM162 79L161 81H160V84L159 85H161V86H158V88H156V89H154V90H151V92L148 94H146V98L145 99H142L143 101H142V103L141 104H139V105H137V104H133V107H134V109H136V111H135V113H134V111H133V113L135 114H133L134 116H130V117H128L130 114V111H129V115L127 116V118L125 117L127 114V112L125 113V116L123 117V119H121L120 121H119V117L118 118H116L117 119V123H114L115 121L114 120H116L115 118H114V120H112L113 121V125L111 126V128H109V126H108V128H107V130H108V132H106V131H104V133H106V135L105 136H103V137H101V138H99V139H96V140H94V141H92L91 142V145H88V146H90V149H88V150H90V152L89 151H87V152H89V154H87V152L85 153V154H87V157H85V160L84 161H81V162H79V163H77L76 164V166H74L75 168H73L72 170H70V168H69V170H65L64 172H62V173H60L59 174V170H62V166L61 165H59L60 163V161H58L57 160V162L56 161H54V162H56L57 164L54 166V164H53V166L55 167H53L54 169H55V174H53L52 173V175H53V177H51L52 179H51V182L52 183H54L53 181H55V180H57V178H59V177H61L64 181H63V183L61 182V184L59 185L60 186V193H62V194H64L65 195V199L63 200V201H57L56 199V201L57 202H59V203H57V202H55V200H53V198H51V200L52 201H49L48 203H47V200H49V199H46L47 198V196H46V194H45V196L43 195V193H42V191L43 190H41V192L38 194V195H36V193H35V197H33V191L31 192L30 190H31V188H29V184H31L30 182H31V180L32 181H34L33 183H38L37 181H40V177H41V174L38 172V171H40V169H42V168H40L41 167V165H42V163H41V161L39 162V165H38V170H34L33 172H35V173H33L32 172V175H31V177H30V182L28 183V180H27V182L25 181V179H24V177L26 178V176H28L29 174H30V172H31V170H30V168H32L31 167V162L28 160V162H24L23 163V161H22V165L20 166V165H18L17 167H18V169H19V166L20 167H22V169H21V172H18V174H16L17 172L16 171H18V169L17 170H14L15 171V176H14V182H13V184H14V186H12V185H10L11 183L9 182V186H12L11 188H12V190H11V192L13 191V189H15L16 190V192H14L13 194H15V193H17V194H19L18 196H21V201H20V203H21V206H19L18 205V207H15V205H14V207L16 208V210H17V208H18V210L16 211L17 213H16V215L15 216H9V217H7L8 218V224H7V227L9 226V228H10V233H9V228H8V233L9 234H4L5 232V230L3 231L2 229L4 228V227H2V225L0 224V264H9L12 260H13V257H15L14 256V254L16 253V251H15V253H14V249L17 247L18 248V250H20L21 251V248L23 249V244L26 242V241H28L29 240V238L31 237V233L32 232H34V235H33V237L34 238H38L39 236H41V235H43L44 236V234H47L49 231H48V227H49V225H51V222H53V220L54 219H56V218H50L51 220H49V222L47 221V223L45 224L44 222L42 223V219H43V217H45V215L46 216H48V215H50L49 213L52 211V209H55L56 207L55 206H58L57 207V209L59 208V210H58V212H57V214H58V216L59 217H63V216H67L69 213H73V209H74V212L76 211H79L81 208H83V205L87 202V199H88V201L89 200H92V198H90L89 199V197H92V195H93V197H95L94 196V190L96 191V188H98L99 187V185L101 184V182L103 181V179H104V177L105 176H108V174H106V172H107V169H108V171L109 170H111L110 168V164L111 163H115V161H117L118 162V160H120L121 159V161L124 159L125 160V158L126 157H128V156H126L127 155V153H128V151H124V145L125 144H127V143H125L126 141H128V140H126V139H128L127 137H129L130 135H132L130 132H132L134 129H137L136 128V126L138 125V128H139V130H140V127H139V124L140 123H138L139 121L141 122L142 120H139V119H142V118H144V120L146 119L145 117L149 114V113H151V112H153L154 113V115H152V113H151V115L153 116V117H155L154 119L155 120H157V118H158V120H159V115L160 114H162L161 113V110H159L158 109V104H162V105H164V106H168L169 105V103H170V98H171V95L174 93V91L175 90H178L179 88H181V86H182V82H179V79H178V76H177V78L176 79H173V80H168V81H166L165 79ZM175 78V77H174ZM250 78H251V76H250ZM53 79V78H52ZM184 78H182V80H183ZM204 79V78H203ZM207 79V78H206ZM251 79H254V77L253 78H251ZM61 80V79H60ZM121 80H122V78H121ZM155 80V79H154ZM158 80H160V79H158ZM185 80H186V78H185ZM192 79H190V82L191 81H193ZM196 80V81H197ZM205 80V79H204ZM211 80H213L212 78H211ZM216 80H218L217 78H216ZM156 81V80H155ZM184 81V80H183ZM203 81V80H202ZM226 81V82H225ZM185 82V81H184ZM200 82V81H199ZM243 82H245V81H243ZM43 83V82H42ZM55 83V82H54ZM187 83L189 84V80H188V78H187ZM233 83V84H234ZM249 83V84H248ZM34 84V83H33ZM52 84V83H51ZM187 84V85H188ZM199 84V83H198ZM206 84V83H205ZM191 85V84H190ZM232 85V83L229 85V86H231ZM30 86V87H29ZM36 86H38V85H36ZM50 86V85H49ZM66 86V85H65ZM156 86V85H155ZM186 86V84L184 85V87ZM227 86V87H226ZM234 86V85H233ZM54 87V86H53ZM59 87V86H58ZM187 87V86H186ZM195 87H197V86H195ZM194 87V88H195ZM202 87V86H201ZM205 87V86H204ZM33 88V87H32ZM57 88V87H56ZM96 88V87H95ZM150 88V87H149ZM183 88V87H182ZM198 88V87H197ZM31 89V88H30ZM207 89V88H206ZM237 89V88H236ZM46 90V89H45ZM113 90V89H112ZM127 90V89H126ZM149 90V91H150ZM182 90V89H181ZM190 90V89H189ZM33 91V90H32ZM38 91V90H37ZM43 91V90H42ZM123 91V90H122ZM198 91V90H197ZM199 91H200V88H199ZM35 92H36V90H35ZM62 92V91H61ZM144 92V91H143ZM178 91H176V93H177ZM179 92H180V89H179ZM186 92V91H185ZM23 93H26V94H23ZM29 93V94H28ZM34 93V92H33ZM45 94V93H44ZM59 94V93H58ZM108 94H109V92H108ZM108 94H107V96H108ZM179 94V93H178ZM178 94H176V95H178ZM185 94V93H184ZM215 94V96H216V98L215 99H211L210 100V102H207L208 100L207 99H210L211 97L210 96H212V97H215V96H213ZM25 95V96H24ZM32 95V94H31ZM103 95V94H102ZM143 95V94H142ZM175 95V94H174ZM37 96V95H36ZM62 96V95H61ZM60 96V97H61ZM180 96V95H179ZM178 96V101H179V99H180V97H183V94H182V96H180L179 97ZM23 97V98H22ZM45 97H46V95H45ZM49 97V96H48ZM118 97V96H117ZM117 97H115V98H117ZM121 96H119V98H120ZM173 97V96H172ZM210 97V98H209ZM67 98V97H66ZM175 98V97H174ZM187 98V97H186ZM189 98V97H188ZM21 99V105H20V107L18 108V106L19 105H16V102L17 101H19ZM36 99V98H35ZM40 99V98H39ZM42 99V98H41ZM57 99V98H56ZM171 99H173V98H171ZM22 100L24 101V103L22 102ZM46 100H47V97H46ZM55 100V99H54ZM60 100H62V99H60ZM118 100V99H117ZM124 100V99H123ZM136 100V99H135ZM207 100V101H206ZM37 101H39V100H37ZM45 101V100H44ZM50 101V100H49ZM102 101V100H101ZM115 101V100H114ZM119 101H120V99H119ZM122 101V100H121ZM130 101V100H129ZM133 101V100H132ZM138 101H140L139 99H138ZM178 101H176V102H178ZM184 101H186V100H184ZM190 101V100H189ZM188 101V102H189ZM42 102V101H41ZM53 102V101H52ZM123 102V101H122ZM131 102V101H130ZM175 102V103H176ZM180 102H183V101H181L180 100ZM191 102V101H190ZM189 102V103H190ZM39 103V102H38ZM60 103H61V101H60ZM113 103V102H112ZM111 103V104H112ZM119 103V102H118ZM124 103V102H123ZM122 103V104H123ZM129 103V102H128ZM132 103V102H131ZM192 103V102H191ZM17 106V110L13 107V106H15V105ZM17 104H19V103H17ZM27 105L25 108H22L23 106L22 105ZM36 104V103H35ZM54 104V103H53ZM115 104V103H114ZM113 104V105H114ZM120 104V103H119ZM168 104V105H167ZM172 104V103H171ZM186 104H187V102H186ZM40 105V104H39ZM46 105V104H45ZM49 105V104H48ZM110 105V104H109ZM112 105V106H113ZM118 105V104H117ZM128 105V104H127ZM15 106V107H16ZM43 106V105H42ZM41 106V107H42ZM98 106V105H97ZM111 106V105H110ZM116 106V105H115ZM177 106V105H176ZM175 106V107H176ZM28 107L30 108L29 110V112H24L23 110H27L28 109ZM37 107V106H36ZM126 107V106H125ZM163 107V106H162ZM161 107V105L159 106V108L161 109L162 108ZM11 108H12V111H11ZM13 108L16 110V113L15 114H13V115H15V117H14V119H9V117L10 116H7V115H11L12 113H13ZM40 108V107H39ZM42 108H44V107H42ZM63 108V107H62ZM112 108V107H111ZM115 108V107H114ZM119 108V107H118ZM163 108H166V107H163ZM41 109V108H40ZM108 109V108H107ZM120 109H121V107H120ZM130 109V108H129ZM169 109V108H168ZM171 109V108H170ZM170 109H169V111H170ZM176 109V108H175ZM105 110V109H104ZM122 110V109H121ZM124 110V109H123ZM130 110H132V109H130ZM165 110V109H164ZM43 111V110H42ZM53 111V110H52ZM61 111H62V109H61ZM60 111V112H61ZM167 111V110H166ZM195 111V113H193ZM12 112V113H11ZM22 112H24L23 114H25V115H28V116H26V117H24V115L22 116L21 114H22ZM41 112V111H40ZM44 112V111H43ZM120 112V111H119ZM118 112V113H119ZM123 112V111H122ZM164 112V111H163ZM42 113V112H41ZM132 113V112H131ZM174 113V112H173ZM188 114V113H187ZM191 114V115H192ZM39 115V114H38ZM124 114H122L121 116H123ZM163 115V114H162ZM165 115V114H164ZM167 115V114H166ZM189 115V114H188ZM69 116V115H68ZM115 116V115H114ZM120 116V115H119ZM148 116H150V115H148ZM147 116V117H148ZM40 117V116H39ZM62 117V116H61ZM151 117V116H150ZM187 117V116H186ZM190 117V116H189ZM191 117V118H192ZM12 118V117H11ZM56 118V117H55ZM98 118V117H97ZM122 118V117H121ZM149 118V117H148ZM162 118V117H161ZM30 119V118H29ZM37 119V118H36ZM102 119V118H101ZM153 118H152V120H154ZM165 119V118H164ZM32 120V119H31ZM30 120V121H31ZM99 120V119H98ZM150 120V119H149ZM154 120V121H155ZM184 120L186 121V119L184 118L183 119V122H184ZM189 120H190V118H189ZM192 120V119H191ZM151 121V120H150ZM110 122V121H109ZM142 122H144V121H142ZM183 122H181V123H183ZM187 123H188V119H187V121H186ZM190 122H192V121H190ZM189 122V123H190ZM105 123V122H104ZM107 123H108V121H107ZM152 123V122H151ZM154 124H155V122H153ZM66 124V123H65ZM112 124V123H111ZM144 124V123H143ZM142 124V125H143ZM147 124V123H146ZM158 124V123H157ZM51 125V124H50ZM105 125V124H104ZM141 125V124H140ZM184 125V124H183ZM185 125H186V123H185ZM184 125V126H185ZM106 126V125H105ZM152 126V125H151ZM155 126H157L156 124H155ZM190 126V125H189ZM87 127V126H86ZM178 127H180L181 128V126H178ZM186 128V127H185ZM190 128V127H189ZM173 129H177V128H173ZM90 130V129H89ZM105 130V129H104ZM189 130V129H188ZM142 131H144L143 130V128H142ZM141 131V132H142ZM59 132V131H58ZM81 132V131H80ZM139 132V131H138ZM140 132V133H141ZM177 132V131H176ZM180 132V131H179ZM181 132H183V131H181ZM181 132L180 133H178V134H181ZM134 133H135V131H134ZM150 133V132H149ZM188 133V132H187ZM87 134V133H86ZM143 135H145L144 133H142ZM74 135V134H73ZM83 135V134H82ZM104 135V134H103ZM129 135V136H128ZM174 134H172V136H173ZM177 135V134H176ZM175 135V136H176ZM139 136H140V134H139ZM172 136L170 137V138H172ZM91 137V136H90ZM132 137V136H131ZM146 137V136H145ZM174 137V136H173ZM179 137H180V135H179ZM83 138V137H82ZM88 138V137H87ZM95 138V137H94ZM133 139H134V137H132ZM142 138V137H141ZM177 138H178V135H177ZM48 139V138H47ZM131 138H129V140H130ZM132 139V140H133ZM175 139H176V137L175 138H173V139H171V140H174L175 141ZM140 140V139H139ZM178 140V139H177ZM170 141V140H169ZM168 141V142H169ZM82 142V141H81ZM88 142V141H87ZM131 142V141H130ZM173 142V141H172ZM171 142V143H172ZM128 143H129V141H128ZM167 143V142H166ZM89 144V143H88ZM170 144V143H169ZM173 144H176V143H173ZM167 146L168 144H165V142H164V146ZM126 146V145H125ZM128 146V145H127ZM164 146H163V148L162 149H164ZM76 147V146H75ZM84 147V146H83ZM143 147V146H142ZM145 147V146H144ZM173 147V146H172ZM174 147H175V145H174ZM182 147H183V149H182ZM130 148H132V147H129V149ZM167 148V147H166ZM165 148V149H166ZM24 149V148H23ZM66 149V148H65ZM126 149V148H125ZM161 149V148H160ZM168 149V148H167ZM169 149H171L170 147H169ZM175 149V148H174ZM177 149V148H176ZM83 150V149H82ZM173 150V149H172ZM171 150V151H172ZM178 150V149H177ZM71 151V150H70ZM130 151V153L128 154V155H132V149L131 150H129ZM132 151V152H131ZM153 151V150H152ZM160 151H162V150H160ZM160 151H158L159 153H157V151L155 152L156 153V155L157 154H164V152L162 151V152H160ZM165 151V150H164ZM166 151H169V152H171L170 150H166ZM175 151V150H174ZM37 152H39V151H37ZM173 152V151H172ZM154 153V152H153ZM154 153V154H155ZM166 153V152H165ZM168 153V152H167ZM175 152H173L172 154H174ZM1 154H0V157H1ZM133 154H135V153H133ZM146 154V153H145ZM3 155H5V154H3ZM3 155H2V159L3 160H0V162H2V161H4V158H3ZM22 155V154H21ZM24 155V154H23ZM84 155V154H83ZM138 155V154H137ZM170 155H171V153H170ZM27 156V155H26ZM126 156V157H125ZM149 156V155H148ZM150 156H151V154H150ZM153 156V155H152ZM158 156V155H157ZM161 156V155H160ZM167 156H169V155H167ZM17 157V158H16ZM80 157V156H79ZM139 157V156H138ZM153 157H155V155L153 156ZM162 157V156H161ZM15 158V159H14ZM19 158H21V157H19ZM26 158V157H25ZM84 158V157H83ZM107 158V159H106ZM134 158V157H133ZM136 158V157H135ZM134 158V159H135ZM149 158H151V157H149ZM156 158V157H155ZM158 158V157H157ZM156 158V159H157ZM160 158V157H159ZM23 159V158H22ZM31 159V158H30ZM42 159H44V158H42ZM60 159V158H59ZM77 159V158H76ZM75 159V160H76ZM80 159V158H79ZM104 159H105V161H107V164H105L104 163ZM129 159H131V158H129ZM138 159V158H137ZM141 159V158H140ZM51 160H52V158H51ZM56 160V159H55ZM123 160V161H124ZM139 160V159H138ZM144 160V159H143ZM148 160V159H147ZM150 160V159H149ZM158 160H160V159H158ZM158 160H156V161H158ZM18 161V160H17ZM20 161V160H19ZM25 161H27V160H25ZM122 161V162H123ZM130 161V160H129ZM129 161H128V164H129ZM156 161H153V163L155 162L156 163ZM12 162V165H14V166H12L11 165V163L9 164V166H8V163H7V166L9 167V168H4L5 167V165H3L4 163H5V161L4 162H2L1 164H2V166H4L3 167V170L0 168V189H2L3 191H4V197L2 196V194L3 193H0V205L2 206V205H5L6 204V200H7V195L8 194H6V193H10V191H8L7 192V190H6V188H7V185H6V183H8V182H6L7 181V179H8V174H11L10 172H12V170H11V167H15V164ZM73 162H74V160H73ZM116 162V163H117ZM121 162V163H122ZM124 162H126V160L124 161ZM141 162V161H140ZM148 162V161H147ZM5 163V164H6ZM59 163V164H58ZM116 163H115V165H116ZM146 163V162H145ZM144 163V164H145ZM150 163H152V159L150 160V162H149V164ZM29 164H30V166H29ZM61 164L64 166L65 164H63V162H61ZM148 164V163H147ZM17 165V164H16ZM154 165H156V164H154ZM1 166V167H2ZM44 166V165H43ZM61 166V169H59V167ZM113 166V165H112ZM128 166V165H127ZM145 166V165H144ZM153 166V165H152ZM16 167V168H17ZM52 167V166H51ZM67 166H65L64 168H66ZM146 168H148L147 167V165L145 166ZM150 167H151V165H150ZM158 167V168H159ZM113 168V167H112ZM134 168V167H133ZM157 168V169H158ZM161 168H159V169H161ZM12 169H15V168H12ZM33 169V168H32ZM37 169V168H36ZM149 169V168H148ZM153 169V168H152ZM151 169V170H152ZM11 170V171H10ZM146 170V169H145ZM145 170H144V173H145ZM155 170H156V167H155ZM10 171V172H9ZM13 171V172H14ZM139 171V170H138ZM143 171V170H142ZM150 171V170H149ZM154 171V170H153ZM159 171V170H158ZM157 171V172H158ZM22 172H26L25 174L24 173H22ZM52 172H54V171H52ZM111 172V171H110ZM28 173V174H27ZM143 173V174H144ZM151 173H154V172H151ZM160 173V172H159ZM104 174H106V175H104ZM136 174H138V173H136ZM149 174V175H148ZM148 174H147V176H150V172H148ZM155 174V173H154ZM154 174H152V175H154ZM157 174V173H156ZM12 175V174H11ZM10 175V176H11ZM14 175V174H13ZM151 175V176H152ZM158 175V174H157ZM45 176V175H44ZM43 176V177H44ZM47 176V175H46ZM159 176V175H158ZM29 177H27V178H29ZM43 177H41V178H43ZM146 177V176H145ZM155 177V176H154ZM188 177V176H187ZM190 177H188V178H190ZM11 177H9V179H10ZM22 178L24 179V182H23V180H22ZM47 178V177H46ZM149 178V177H148ZM8 179V180H9ZM13 179V178H12ZM50 179V178H49ZM143 179V178H142ZM147 179V178H146ZM43 180H45L46 181V179H43ZM129 181H131V180H133V179H128ZM177 180H175V181H177ZM142 181V180H141ZM147 181H148V179H147ZM28 183V184H23V183ZM42 181H40L38 184H39V186L41 187V186H43L42 184L40 185V183H41ZM48 182V181H47ZM58 182H60L59 181V179H58ZM58 182H55V183H58ZM134 182V181H133ZM137 182V181H136ZM152 182H153V184H152ZM178 182V181H177ZM193 182V181H192ZM32 183V184H33ZM35 183V184H36ZM42 183H44V182H42ZM54 183V184H55ZM129 183V182H128ZM138 183V182H137ZM136 183V184H137ZM172 183H174V182H172ZM172 183H169V184H172ZM195 183V182H194ZM196 183H198L197 181H196ZM35 184L33 185V186H35ZM49 184V183H48ZM47 184V185H48ZM135 184V185H136ZM144 184H145V181H144ZM165 184H163L164 185V187H165ZM175 184V183H174ZM177 184H180V183H177ZM190 184V183H189ZM49 185H51L52 186V184H49ZM48 185V187H50ZM149 185H150V183H149ZM197 185V184H196ZM196 185L194 184V187H196ZM32 186V185H31ZM45 186V185H44ZM138 186V185H137ZM162 186V185H161ZM168 186V185H167ZM178 186L179 185H177V188H178ZM35 187H38L37 185L35 186ZM47 187V189H49ZM56 187V186H55ZM126 187V186H125ZM127 187H128V185H127ZM147 187H148V185H147ZM147 187L146 188H144L146 191H147ZM155 187V186H154ZM158 187V186H157ZM160 187V186H159ZM159 187H158V189H156V192L157 191H160L161 190V188L159 189ZM172 187V186H171ZM175 187V186H174ZM190 187H192V188H194L193 187V185L191 186L190 185ZM42 188V187H41ZM52 188V187H51ZM57 188V187H56ZM143 188V187H142ZM149 188H151V187H149ZM148 188V190L151 192L152 190V188L151 189H149ZM192 188H190V189H192ZM10 189V188H9ZM30 189V190H29ZM33 189V188H32ZM38 189H39V187H38ZM43 189H44V187H43ZM127 189H130V188H127ZM126 189V190H127ZM131 189H132V187H131ZM163 189H166V187L165 188H162V190L161 191H163ZM169 189V188H168ZM171 189V188H170ZM173 189V188H172ZM172 189H171V191H172ZM257 189H260L259 190V194H258V196H255V195H257V193L254 195V196H252V197H254V198H250L251 197V194L252 193H254V191L255 190H257ZM1 190V191H2ZM35 190V189H34ZM51 190H53V189H51ZM125 190V189H124ZM154 190V189H153ZM175 188H174V192H175ZM187 190V191H186ZM196 190V189H195ZM0 191V192H1ZM2 191V192H3ZM36 191V190H35ZM38 191V190H37ZM45 191V190H44ZM128 191V190H127ZM165 191V190H164ZM172 191V192H173ZM181 191V190H180ZM191 191V190H190ZM197 191H198V188H197ZM39 192V191H38ZM47 191H45V193H46ZM122 192H124V191H122ZM121 192V193H122ZM129 192V191H128ZM133 192V191H132ZM144 192V191H143ZM148 192V191H147ZM149 192V193H150ZM153 192V191H152ZM169 192V191H168ZM182 192V191H181ZM180 192V193H181ZM49 193H50V189H49ZM60 193H58V195H60ZM96 193H97V191H96ZM127 193V192H126ZM155 193V192H154ZM159 193H161V192H159ZM177 193V192H176ZM210 193V194H209ZM13 194H11V198H12V195ZM16 194V195H17ZM50 194H52V193H50ZM49 194V195H50ZM98 194V193H97ZM134 194V193H133ZM132 194V195H133ZM145 194V193H144ZM144 194H142V196H144ZM147 194V193H146ZM150 194H152L154 197L153 198H151V200H152V202H156V208H159L160 207V204L162 203V202H164V200L165 201H167V200H169V199H167L166 200V198H167V196H166V198H164L162 195H158V196H156V194H158V193H156V194H153V193H150ZM150 194H147L148 196H150ZM174 194V193H173ZM178 194H179V192H178ZM205 194V193H204ZM203 194V195H204ZM5 195H6V197H5ZM10 195V194H9ZM47 195H48V193H47ZM56 195H57V193H56ZM122 195H124V194H122ZM138 195H139V193H138ZM164 195H166L165 193H164ZM175 195V194H174ZM194 195V194H193ZM206 195V194H205ZM204 195V196H205ZM62 196V195H61ZM126 196V195H125ZM148 196H147V198H148ZM171 196V195H170ZM169 196V197H170ZM14 197H15V195H14ZM42 197H43V199L45 200L46 199V202L45 203H47V204H42V202H41V199H42ZM44 197H46V198H44ZM52 197H53V194H52ZM97 197H99V196H97ZM120 197V196H119ZM118 197V198H119ZM137 197V196H136ZM139 197V196H138ZM146 197V196H145ZM168 197V198H169ZM185 197V196H184ZM192 197V196H191ZM201 197H203L202 195H201ZM5 198H6V200H5ZM10 198V197H9ZM16 198V197H15ZM58 198H60V197H58ZM126 198V197H125ZM146 198V199H147ZM171 198H173V197H171ZM195 198V197H194ZM14 199V198H13ZM97 199V198H96ZM127 199V198H126ZM129 199V198H128ZM137 199V198H136ZM143 199H145V198H143ZM145 199V200H146ZM195 199H197V198H195ZM204 200H205V198H203ZM17 200V199H16ZM34 200V202L32 203V201ZM94 200V199H93ZM99 200V199H98ZM98 200L96 201V202H98ZM113 200H114V198H113ZM116 200V199H115ZM119 200H121V199H119ZM139 200V199H138ZM149 200H150V197H149ZM149 200H148V202H149ZM173 200V199H172ZM174 200H175V197H174ZM173 200V201H174ZM177 200V199H176ZM180 200V199H179ZM184 200V199H183ZM188 200H190V199H188ZM192 200H193V198H192ZM202 200V199H201ZM18 201V200H17ZM123 201V200H122ZM169 201H171V199L169 200ZM186 201V200H185ZM191 201V200H190ZM10 202V201H9ZM19 202V201H18ZM94 202V201H93ZM111 202H113V201H111ZM126 202H127V200H126ZM125 202V203H126ZM129 202V201H128ZM139 202V201H138ZM144 202H147V201H144ZM152 202H150V203H152ZM160 202V203H159ZM172 202V201H171ZM179 202H181V201H178V204L177 205H179ZM198 202V201H197ZM196 202V203H197ZM199 202H200V200H199ZM19 203V204H20ZM32 203V204H31ZM115 203H116V201H115ZM114 203V204H115ZM141 203V202H140ZM142 203H143V201H142ZM168 203V202H167ZM176 203V202H175ZM191 203H192V201H191ZM191 203H190V205H191ZM202 203V202H201ZM12 204H14V203H12ZM88 204V203H87ZM143 204H145V203H143ZM149 204V203H148ZM148 204H147V206H148ZM153 204V203H152ZM165 204H166V202H165ZM165 204H161V208L165 205ZM205 204V203H204ZM9 205H11V204H8V206ZM77 205V206H76ZM95 206H96V204H94ZM93 205V206H94ZM136 205V204H135ZM138 205V204H137ZM150 205V204H149ZM163 205V206H162ZM174 205V204H173ZM201 205H203V204H201ZM213 205H216V206H213ZM7 206V207H8ZM87 207H88V205H86ZM85 206V207H86ZM102 206V205H101ZM110 206H111V204H110ZM112 206H113V204H112ZM111 206V207H112ZM157 206H159V207H157ZM167 206H168V204H167ZM176 206V205H175ZM174 206V207H175ZM184 207V205H180V206H176V208L175 209H181V208H183ZM12 207H13V205H12ZM12 207H10L11 209H14V208H12ZM55 207V208H54ZM75 207V208H74ZM84 207V208H85ZM89 207H90V205H89ZM154 208H155V206H153ZM165 207V206H164ZM197 207V206H196ZM215 207V208H214ZM4 209H5V206L3 207ZM100 208H102V207H99V209ZM109 208V207H108ZM138 208V207H137ZM136 208V209H137ZM146 208V207H145ZM152 208V207H151ZM150 208V209H151ZM155 208V209H156ZM160 208V210H162ZM166 208V207H165ZM165 208L163 209V211H166L165 210ZM168 208V207H167ZM1 209V208H0ZM4 209H3V216H4V213H6V209H5V211H4ZM86 209V208H85ZM92 209H94L93 207H92ZM91 209V210H92ZM96 209H97V207H96ZM104 209V208H103ZM112 210H113V208H111ZM115 209V208H114ZM141 209V208H140ZM147 209V208H146ZM149 209V208H148ZM83 210V209H82ZM98 210V209H97ZM158 210V209H157ZM13 211V210H12ZM85 211V210H84ZM109 211V210H108ZM140 211H142V210H140ZM155 211V210H154ZM167 211H168V209H167ZM196 211V212H195ZM15 211H13V213H14ZM86 212V211H85ZM97 212V211H96ZM105 212V211H104ZM107 212V211H106ZM110 212H111V210H110ZM146 212H148V211H146ZM151 212V211H150ZM156 212V211H155ZM161 212V211H160ZM79 213H80V211H79ZM81 213H83L82 211H81ZM167 213V212H166ZM1 214V213H0ZM10 214V213H9ZM15 214V213H14ZM74 214V213H73ZM73 214H72V219H73ZM88 214V213H87ZM100 214V213H99ZM104 214V213H103ZM78 215V214H77ZM84 215H86V214H84ZM105 215V214H104ZM142 215V214H141ZM174 215V214H173ZM185 215V216H186ZM3 216H0V221H1V219H2V221H4L5 220V218L3 217ZM70 216V215H69ZM74 216H76V214H74ZM79 216V215H78ZM81 216H83L82 214H81ZM98 216V215H97ZM149 216V215H148ZM154 216V215H153ZM163 216V215H162ZM4 219H3V218ZM50 217V216H49ZM52 217V216H51ZM55 217V216H54ZM56 217H57V215H56ZM77 217V216H76ZM85 216H83V218H84ZM95 217V216H94ZM167 217V216H166ZM169 217H170V215H169ZM174 217V216H173ZM190 217V218H189ZM264 217V216H263ZM46 218V217H45ZM65 218V217H64ZM63 218V220H65ZM66 218H68V217H66ZM77 218H80V216L79 217H77ZM163 218H165V217H163ZM76 219V218H75ZM74 219V220H75ZM82 219V218H81ZM99 219H101L100 217H99ZM109 219V218H108ZM156 219V218H155ZM159 219H161V218H159ZM170 219V218H169ZM186 219V220H187ZM61 220V219H60ZM94 220V219H93ZM96 220V219H95ZM110 220V219H109ZM173 220H176V218L174 219L173 218ZM43 221H44V219H43ZM66 221V220H65ZM69 221H72V220H69ZM84 221V220H83ZM82 221V222H83ZM107 221V220H106ZM105 221V222H106ZM164 221V220H163ZM261 221V222H262ZM63 222V221H62ZM68 222V221H67ZM73 222V221H72ZM75 222H76V220H75ZM79 222V221H78ZM152 222H153V220H152ZM165 222H166V224L165 223H161L160 225H158L159 227H161V228H159V229H164L165 227V225H167V221L165 220ZM173 222H175V221H173ZM261 222L260 223H258L257 225L259 226V224H261ZM5 223H7V222H5ZM54 223H55V220H54ZM53 223V224H54ZM84 223V222H83ZM95 223V222H94ZM107 223V222H106ZM113 224H114V222H112ZM156 223V222H155ZM263 223V222H262ZM70 224V223H69ZM77 224V223H76ZM80 224V226H81V222L79 223ZM79 224H77L78 225V227H79ZM4 225V224H3ZM68 225V224H67ZM71 225V224H70ZM84 225V224H83ZM82 225V226H83ZM94 225V224H93ZM175 225V224H174ZM250 225V224H249ZM264 224H262V226H263ZM76 226V225H75ZM154 226V225H153ZM152 226V227H153ZM167 226V227H168ZM261 226V227H262ZM78 227H76V229L78 228ZM75 228V227H74ZM81 228V227H80ZM80 228H78V229H80ZM148 228V227H147ZM158 227H156V229H157ZM170 228H167V229H170ZM82 229V228H81ZM149 229V228H148ZM158 229V230H159ZM92 230H94V228L92 229ZM48 231V232H47ZM72 231H74L73 229H72ZM76 231V230H75ZM74 231V232H75ZM85 231V230H84ZM83 231V232H84ZM101 231H103V230H101ZM150 231H152V230H150ZM157 231V230H156ZM161 231V230H160ZM166 231V230H165ZM164 231V232H165ZM51 232V231H50ZM144 232H147V231H144ZM149 232V231H148ZM147 232V233H148ZM153 232V231H152ZM152 232H151V235H152ZM164 232H163V234H164ZM71 233V232H70ZM73 233V232H72ZM76 233V232H75ZM75 233H73L72 235H71V238H72V236L75 234ZM90 233V232H89ZM146 233V234H147ZM158 233V232H157ZM77 234H79L78 232H77ZM98 234V233H97ZM96 234V235H97ZM139 234V233H138ZM160 234H162V232H160ZM252 234V233H251ZM5 235V236H4ZM76 235V234H75ZM80 235H81V233H80ZM91 235V234H90ZM89 235V236H90ZM140 235V234H139ZM142 235V234H141ZM157 235V234H156ZM166 235V234H165ZM256 235V234H255ZM261 235V234H260ZM48 236H50V235H48ZM70 236V235H69ZM98 236V235H97ZM101 236V235H100ZM154 236V235H153ZM262 236V235H261ZM261 236H259V237H261ZM33 237H31V238H33ZM74 237V236H73ZM87 237V236H86ZM94 237H95V235H94ZM152 237V236H151ZM229 237V236H228ZM255 237V236H254ZM34 238H33V240H34ZM40 238V237H39ZM38 238V239H39ZM50 238V237H49ZM68 238V237H67ZM77 238V237H76ZM97 238V237H96ZM56 239V238H55ZM91 239V238H90ZM89 239V240H90ZM94 239V238H93ZM103 239V238H102ZM149 239V238H148ZM258 239V238H257ZM261 239V238H260ZM31 240V239H30ZM29 240V241H30ZM36 240V239H35ZM82 240V239H81ZM104 240H105V238H104ZM28 241V242H29ZM32 241V240H31ZM84 241H85V239H84ZM150 241V240H149ZM148 241V242H149ZM154 241V240H153ZM156 241V240H155ZM47 242V241H46ZM67 242V241H66ZM71 242V241H70ZM69 242V243H70ZM260 242V241H259ZM27 243V242H26ZM25 243V244H26ZM30 243H32V242H29V244ZM69 243H67V244H69ZM75 243H76V241H75ZM80 243V242H79ZM91 243V242H90ZM155 243V242H154ZM164 243V244H163ZM29 244H26V245H29ZM42 244V243H41ZM94 244V243H93ZM98 244V243H97ZM145 244V243H144ZM166 244V245H167ZM34 245V244H33ZM101 245V244H100ZM106 245H108V243L106 244ZM149 245V244H148ZM261 245V244H260ZM72 246H73V243H72ZM82 246H84V245H82ZM25 247H27V246H24V248ZM89 247V246H88ZM101 247V246H100ZM147 247V246H146ZM258 247V246H257ZM16 248V249H17ZM20 248V249H19ZM51 248V247H50ZM55 248V247H54ZM79 248V247H78ZM94 248V247H93ZM104 248V247H103ZM142 248H143V246H142ZM82 249V248H81ZM88 249V248H87ZM91 249V248H90ZM109 249V248H108ZM110 249H112V248H110ZM109 249V250H110ZM114 249V248H113ZM129 249V248H128ZM141 249V248H140ZM257 249V248H256ZM255 249V250H256ZM47 250V249H46ZM71 250V249H70ZM101 250V249H100ZM199 250V251H200ZM248 250V249H247ZM251 250V249H250ZM53 251V250H52ZM96 251V250H95ZM99 251V250H98ZM112 251H114V250H112ZM111 251V252H112ZM118 251H120V250H118ZM117 250H116V252L117 253H119ZM125 252H127L126 250H124ZM237 251V252H236ZM235 251V253L237 254L239 251L238 250H236ZM240 251H241V249H240ZM249 251V250H248ZM248 251H246V252H248ZM257 251V250H256ZM75 252V251H74ZM85 252V251H84ZM89 252H91V251H89ZM110 252V253H111ZM115 252V251H114ZM121 252H122V250H121ZM135 253H136V250L134 251ZM142 252H144V253H142ZM242 252V251H241ZM241 252H240V254H241ZM79 253V252H78ZM82 253V252H81ZM113 253V252H112ZM243 253H245V252H243ZM242 253V254H243ZM255 252L254 251H250L249 253H247L246 255H244V259H246V260H248V261H251V260H253L254 259V257H255V254H254ZM19 254V253H18ZM17 254V255H18ZM75 254V253H74ZM80 254V253H79ZM114 254H116V253H114ZM113 254V255H114ZM239 254V253H238ZM239 254V255H240ZM241 254V255H242ZM257 254V253H256ZM77 255V254H76ZM88 255V254H87ZM95 255V254H94ZM111 255V254H110ZM117 255V254H116ZM115 255V256H116ZM38 256V255H37ZM115 256H114V258H115ZM120 256V255H119ZM119 256H116L117 258L119 257ZM225 256V255H224ZM235 256V255H234ZM262 256V255H261ZM41 257H43V256H41ZM72 257V256H71ZM76 257V256H75ZM80 257H81V255H80ZM91 257V256H90ZM212 257H213V254H211V256H207L206 257V259L205 260H202V261H198V262H196V263H193V264H206L205 262H207V261H209L208 263H211V261L213 260L212 259ZM259 257V256H258ZM264 257V256H263ZM55 258V257H54ZM116 258V259H117ZM128 258V259H127ZM237 258V257H236ZM18 259V258H17ZM43 259V258H42ZM41 259V260H42ZM56 259V258H55ZM55 259L53 260V258H52V260L53 261H55ZM61 259V258H60ZM73 259V258H72ZM78 259V258H77ZM102 260H104L103 258H101ZM101 259H100V261H101ZM106 259V258H105ZM240 259V258H239ZM259 259V258H258ZM261 259V258H260ZM15 260V259H14ZM13 260V261H14ZM40 260V259H39ZM45 260V259H44ZM47 260V259H46ZM51 260V259H50ZM80 260H81V258H80ZM108 260V259H107ZM107 260H105L106 262H107ZM236 260V259H235ZM243 260V259H242ZM262 260V259H261ZM34 261V260H33ZM57 261V260H56ZM56 261H55V264H56ZM97 261H99V260H97ZM96 260L94 261L95 263L97 262ZM105 261H104V263H105ZM264 261V260H263ZM263 261H262V263H263ZM45 262V261H44ZM47 262V261H46ZM45 262V263H46ZM75 262V261H74ZM103 262V261H102ZM247 262V261H246ZM261 261H259V263H260ZM12 263V262H11ZM39 263V262H38ZM48 263H50L49 261L46 263V264H48ZM54 263V262H53ZM60 263V262H59ZM84 263V262H83ZM230 263V262H229ZM239 262H236V261H234L233 263H231V264H238ZM258 263V264H259ZM262 263H260V264H262ZM51 264V263H50ZM100 264V263H99ZM103 264V263H102ZM123 264V263H122ZM228 264V263H227ZM255 264V263H254Z\"/></svg>","mask_w":264,"mask_h":264}]
</instances>
